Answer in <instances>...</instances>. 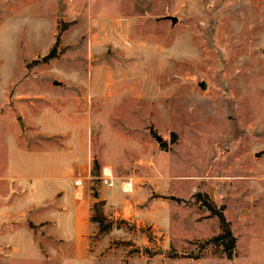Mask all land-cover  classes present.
I'll list each match as a JSON object with an SVG mask.
<instances>
[{"label":"rangeland","instance_id":"1","mask_svg":"<svg viewBox=\"0 0 264 264\" xmlns=\"http://www.w3.org/2000/svg\"><path fill=\"white\" fill-rule=\"evenodd\" d=\"M9 139L77 166L91 196L107 167L137 204L121 205L120 230L86 222L74 241L68 220L54 236L18 214L57 182L25 196L1 182L11 239L29 249L0 264H264V0H0V177ZM198 192L224 209L231 260L207 243L220 229Z\"/></svg>","mask_w":264,"mask_h":264},{"label":"crops","instance_id":"2","mask_svg":"<svg viewBox=\"0 0 264 264\" xmlns=\"http://www.w3.org/2000/svg\"><path fill=\"white\" fill-rule=\"evenodd\" d=\"M9 147V163L1 169L2 175L0 177V183H15L17 187L16 191L22 192L20 196H25L28 190L37 193L38 185L43 183L57 182L59 184V187L48 191L44 199L36 203L31 202L30 204H25L18 210L19 217H32V219H30L31 223L33 220L35 223L51 222L54 236L60 235V230L57 229V225L60 228H64L63 221L68 220L71 227L68 228V235L66 237H71L72 240L77 241L86 222L93 225L98 233L97 225L91 223L90 218L92 216L93 204L99 200L103 201L102 209L107 218L123 220L127 223L128 220L125 214H122L120 210L121 205H124L126 201H131V204L134 206H136L137 203L132 194L128 196L120 194V187H117L116 183L112 180L110 169L107 170L108 173H106V171L104 172V177L99 176L98 179L100 184H102V179H107L112 183V186L108 187L102 185L98 187V189L95 190L98 195V199H96L93 195L91 196L90 193H83L81 191L80 186L82 182L77 166L68 164L65 169L62 165L46 163L45 160L47 158H45L43 154L28 153L27 149L20 147L15 140L10 142L9 139ZM84 152V145H80V143L75 141V148L72 153L79 157L75 162H79ZM106 169L107 167L103 168V170ZM76 181L81 183L80 186H75ZM66 182H69L68 185L71 189L69 194L64 189V184ZM12 194L14 193L10 192L9 196L0 198V258H2V262H4L5 259L9 260L11 250L20 253L27 248L29 249V244L27 248L19 246L17 240L19 237L18 235H16L15 239H11V226L9 221L12 212L9 199ZM17 201L18 200H16V202ZM46 207L47 213H43L42 209H46ZM58 217L61 218L59 222ZM114 230L120 229L114 228L109 233H112ZM5 233L6 236H4ZM61 236L63 235L61 234ZM78 254L80 255V253ZM79 259V256H76V258L69 261L68 264H89L87 259Z\"/></svg>","mask_w":264,"mask_h":264},{"label":"trees","instance_id":"3","mask_svg":"<svg viewBox=\"0 0 264 264\" xmlns=\"http://www.w3.org/2000/svg\"><path fill=\"white\" fill-rule=\"evenodd\" d=\"M60 30L62 31V29ZM92 170H96V171L99 170V166L96 161H93ZM93 176L95 178H99V173H95V175ZM93 196L94 198L98 199V195L96 192H94ZM192 197L193 199H195L197 203L199 202L210 213V215L215 217L218 221L220 232L218 235L207 241V243H211L215 246L221 247L226 258L228 260H231L234 257L236 239L232 235L230 224L224 216L223 207H217L206 194L201 192L196 193ZM102 206H103V201H99V200L96 201L93 204L92 216L90 218L91 223L97 225L99 235H105L109 233L112 229L114 228L120 229L122 228L123 225L127 224L123 220H114L107 218L103 213ZM186 257L190 259L199 258L198 255L194 256L192 254L186 255Z\"/></svg>","mask_w":264,"mask_h":264},{"label":"water","instance_id":"4","mask_svg":"<svg viewBox=\"0 0 264 264\" xmlns=\"http://www.w3.org/2000/svg\"><path fill=\"white\" fill-rule=\"evenodd\" d=\"M165 19L171 20L172 25H175L176 22H177V19H176V18L167 17V18H165ZM59 42H60V37L57 36L56 39H55V43H54L52 49L49 51V53H48L45 57H43V58L41 59V62H42V63H47V62H49L50 60H53V59H55V58L58 57L57 52H58ZM56 84H57V83H56ZM200 89H202V90L205 89V86H204L203 84H201V85H200ZM17 121L19 122V125H20V127L22 128V127H23V123H22L21 118H18ZM150 134L152 135V137L154 138V140H155L158 144H160V143L163 141L162 138L159 137L158 135H156L153 131H150ZM260 154H261V153H257V154H255V157H259ZM159 252L161 253L162 251L159 250Z\"/></svg>","mask_w":264,"mask_h":264},{"label":"built area","instance_id":"5","mask_svg":"<svg viewBox=\"0 0 264 264\" xmlns=\"http://www.w3.org/2000/svg\"><path fill=\"white\" fill-rule=\"evenodd\" d=\"M102 183H103V185H105V186H108V187H111L112 186V183L109 181V180H107V179H102V181H101ZM80 182L79 181H76L75 182V186H80Z\"/></svg>","mask_w":264,"mask_h":264},{"label":"bare ground","instance_id":"6","mask_svg":"<svg viewBox=\"0 0 264 264\" xmlns=\"http://www.w3.org/2000/svg\"><path fill=\"white\" fill-rule=\"evenodd\" d=\"M106 171V173H108V171L107 170H105Z\"/></svg>","mask_w":264,"mask_h":264}]
</instances>
